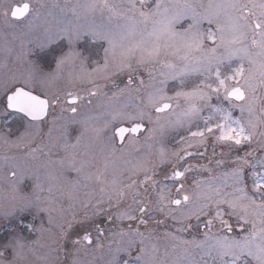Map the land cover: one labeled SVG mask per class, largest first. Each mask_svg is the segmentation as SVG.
I'll list each match as a JSON object with an SVG mask.
<instances>
[{
  "label": "snow or ice",
  "instance_id": "snow-or-ice-1",
  "mask_svg": "<svg viewBox=\"0 0 264 264\" xmlns=\"http://www.w3.org/2000/svg\"><path fill=\"white\" fill-rule=\"evenodd\" d=\"M0 264H264V0H0Z\"/></svg>",
  "mask_w": 264,
  "mask_h": 264
}]
</instances>
